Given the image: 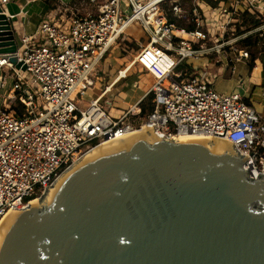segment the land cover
Returning <instances> with one entry per match:
<instances>
[{
  "label": "built area",
  "instance_id": "2783aa9c",
  "mask_svg": "<svg viewBox=\"0 0 264 264\" xmlns=\"http://www.w3.org/2000/svg\"><path fill=\"white\" fill-rule=\"evenodd\" d=\"M15 1L0 0L12 20L24 13L23 8L16 15L7 13V5ZM89 1L94 11L82 9L66 21L47 17L29 35L16 30L15 57L25 65L24 72L12 66L8 56L0 59V91L7 79L12 80L0 107V220L41 198L92 149L141 130L167 141H224L247 159L243 168L250 180L263 176L264 115L239 93H219L206 70L190 77L176 71L187 59L199 60L213 52L203 46V34L169 23L166 0ZM235 3L252 14L264 13V0ZM171 12L177 19L186 18L176 3ZM194 21L199 28L198 19ZM133 23L148 37L132 63L154 81L148 92L153 95V111L143 118L141 112L131 111L109 115L102 103L110 87L80 108L79 99L94 86L99 65L126 40V29ZM237 59L248 60L247 51H239ZM125 75L126 70L119 71L117 80ZM260 87L264 98V85Z\"/></svg>",
  "mask_w": 264,
  "mask_h": 264
},
{
  "label": "water",
  "instance_id": "95a60500",
  "mask_svg": "<svg viewBox=\"0 0 264 264\" xmlns=\"http://www.w3.org/2000/svg\"><path fill=\"white\" fill-rule=\"evenodd\" d=\"M0 7V59L17 70ZM140 132V131H139ZM86 154L0 232V264H264V175L221 141L153 131Z\"/></svg>",
  "mask_w": 264,
  "mask_h": 264
},
{
  "label": "rangeland",
  "instance_id": "374dc122",
  "mask_svg": "<svg viewBox=\"0 0 264 264\" xmlns=\"http://www.w3.org/2000/svg\"><path fill=\"white\" fill-rule=\"evenodd\" d=\"M98 1L100 2L102 0ZM208 1L209 0H166L163 4V8L165 10V13H171L172 15L171 5L176 3L181 8V11L183 15H185V17L191 15V18L195 17L198 19V21L200 22L199 31L205 37L203 40V46L213 50V54L211 53V56L212 58H214V60H217L216 65L221 64L220 60L222 61L221 55L223 53L224 55H226L225 58L228 63H231V60H233L234 62L235 55L237 56V53L239 51L245 50L240 48L237 42L247 35L255 32L252 31L238 36L236 35L238 31L237 27H239L240 31H243L247 28L243 24V21L241 19V14L243 13L245 7L242 4L237 5L235 3L236 0H211L212 2L220 1L219 4L215 8H213ZM92 5L93 3H90L89 0H40L30 4H26L24 0H17L14 3L7 5V13L16 15L17 12H19L20 7H23L24 12H27V15L25 16L26 18L23 17V14H18L13 19V21L15 22L22 23H19V29L21 30V27L23 25V18L26 19L24 21V25H26L27 27H37V25L47 17L54 18L56 21H66L71 13L78 14L82 9H88L91 11ZM92 11H94V9ZM259 17L264 19V13ZM182 20H185L186 23L189 22L188 18H182ZM263 29L264 26L258 30ZM125 38L134 39L135 41L142 40L140 41V43L143 44V46L148 43V37L146 36L145 32L142 30L139 24L135 23L131 24L126 29ZM16 39L18 40L17 35ZM119 44V47L121 48L123 46V43L120 42ZM259 44L260 45L258 46V49L261 51L262 49H264V36L261 38V42ZM132 48H134L133 50H137V45H129V49H126V55L131 52L130 50H132ZM247 53L249 54L248 51ZM122 54L124 55L123 52ZM133 54L136 55L137 53ZM116 55H118V52H115L113 54V56ZM208 60L209 58L207 57H201L199 60L187 59L185 61V64L190 65L193 69L199 71L200 69H203V62H208ZM255 65H259L262 68V64L260 63V61H256ZM136 76L138 78V87L136 88L133 85V82L128 80L127 87L122 90L123 94H125L127 97H132L133 99H137L139 96H141L142 93L148 91L154 83V81L152 82V79L147 73H142ZM235 79L238 80V78ZM254 82H256V79L255 81H251L248 78L245 79L246 84ZM99 84L102 85L101 82ZM11 86L12 80L7 79L6 87L0 91V107L3 103V98L8 96V91ZM92 91H94V94H96L102 92L103 89L102 87L99 89L94 88L92 89ZM92 96L93 95H90V92H87L84 96H81L79 100L85 103L88 102V100L92 99ZM113 101L114 100L111 98L105 103H111ZM254 105L256 104L254 103ZM254 108L259 112L257 106H254ZM109 115H111V112H109Z\"/></svg>",
  "mask_w": 264,
  "mask_h": 264
},
{
  "label": "crops",
  "instance_id": "0c3cea01",
  "mask_svg": "<svg viewBox=\"0 0 264 264\" xmlns=\"http://www.w3.org/2000/svg\"><path fill=\"white\" fill-rule=\"evenodd\" d=\"M25 16L26 14L23 17ZM25 18H23V25L21 27L22 28L21 30L19 29V25H20L19 23L21 22L18 23L14 21V27H15V31L17 30V32L19 33L24 32L25 34L29 35L35 31L36 27L35 26L27 27L26 25H24V21L26 20ZM140 41H135L134 39L126 38V40L122 42L123 46L121 48L119 47L120 46L119 44L114 46L109 51V53L101 62L94 75V86L87 91L90 92V95L91 94L93 95L92 96L93 98L85 103L79 100L80 103H78V105L80 108L87 107L89 101L101 95L105 87H110L108 92L103 96V101H108L109 99L112 98L114 100L113 101L114 103L113 102L102 103L105 111H107L108 113L111 112V115L113 117H119L127 111H131L133 115H138L141 112V108H139L140 107L139 104L148 95V92L150 91L151 88L148 91L142 93L141 96H139L137 99H133L132 97H127L122 92V90L125 87H127L128 80L132 81L133 85L137 88L138 78L136 75L145 73L143 70H141L139 66L132 63L136 56L133 53H137L138 50L143 46V44H141ZM131 44H136L137 50H133L134 48H132V50H130L131 52L128 55H126L127 52L126 49L128 50L129 45ZM115 52H118V55L113 56ZM122 52L124 53V55L122 54ZM212 54L204 56L209 58V60L208 62L207 61L203 62L204 64L203 69H200L199 71H196L189 65L192 70L191 75L198 74L200 71L206 70L213 77L212 78L213 86L219 93L222 94L239 93L245 99H247L250 102L249 104H251L253 107L257 106L259 109V113L264 115V98L261 96V91H260L261 90L260 86L263 83L262 68L259 65L254 64V67L250 70L248 67V61L243 59H237L236 55L234 58V62L233 60H231V63H228V61H226L225 58L226 55H224V53L221 55L222 56V61L220 60L221 64L219 63L220 65H216L217 60H214V58H212L211 56ZM124 70H126L125 78L117 80L118 72ZM235 78H238V80H236ZM247 78L251 81H255L256 79V82L246 84L245 79ZM100 82L102 85L99 84ZM99 86L102 87L103 91L94 94L95 92L92 91V89L101 88ZM254 103L256 105H254ZM134 110L137 111L135 112ZM140 118L143 117L140 116Z\"/></svg>",
  "mask_w": 264,
  "mask_h": 264
},
{
  "label": "trees",
  "instance_id": "16d2710c",
  "mask_svg": "<svg viewBox=\"0 0 264 264\" xmlns=\"http://www.w3.org/2000/svg\"><path fill=\"white\" fill-rule=\"evenodd\" d=\"M208 2L211 4L213 8H215L220 1L212 2L211 0H209ZM259 16H260L259 14H252L246 9H244L243 13L241 14V19L243 21V24L247 28L243 31H240L239 27H237L238 31L236 35L238 36L241 34H245L247 32L255 31L254 33L247 35L243 39H240L237 42V44L240 48L245 49L249 52L248 67L250 70L254 67L256 61H260V63L262 64V68H263L262 84L264 85V49H262L261 51L258 49V46L260 45L259 43L261 42V38L264 36V29L263 30H258V29L264 26V19ZM166 17L169 23L175 24L177 27L183 28L188 32H194L200 29L197 28L194 18H191V15L186 17L189 19L188 23H186L185 20L177 19L173 17L171 13H166ZM176 71L185 73L187 77H190L192 72L191 67L185 64V62L181 63L177 67ZM152 99H153V95L149 94L140 102L139 106L141 108V117H145L148 113L153 111L154 106L152 104ZM245 101L248 103L247 100Z\"/></svg>",
  "mask_w": 264,
  "mask_h": 264
},
{
  "label": "bare ground",
  "instance_id": "6f19581e",
  "mask_svg": "<svg viewBox=\"0 0 264 264\" xmlns=\"http://www.w3.org/2000/svg\"><path fill=\"white\" fill-rule=\"evenodd\" d=\"M8 12V11H7ZM25 14L27 15V12H25ZM137 55V54H136ZM135 112L137 110H134ZM147 131L146 130H141L140 132H135V133H132L128 136H126L125 138H122V139H119V140H112L110 142H107V143H103L101 145H99L98 147L92 149L91 151H89L86 156H84L85 158H88L89 156L93 155L94 153L98 152L99 150L101 149H104V148H107V147H110V146H114V145H117L121 142H124V141H127L135 136H138V135H147ZM182 140H195V141H200V142H205V143H210L212 142V140L208 139V138H197V137H187V138H183ZM212 143H217L218 144V147H226L227 144L224 143V142H221V141H215V142H212ZM31 204H39V199H34L30 202ZM14 213H9L8 215H6L3 219L0 220V232L2 230V227L4 226V224L6 223L7 219L12 216Z\"/></svg>",
  "mask_w": 264,
  "mask_h": 264
}]
</instances>
